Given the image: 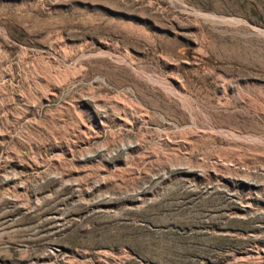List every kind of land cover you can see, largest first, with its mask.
Listing matches in <instances>:
<instances>
[{"label": "rangeland", "instance_id": "rangeland-1", "mask_svg": "<svg viewBox=\"0 0 264 264\" xmlns=\"http://www.w3.org/2000/svg\"><path fill=\"white\" fill-rule=\"evenodd\" d=\"M0 264H264V0H0Z\"/></svg>", "mask_w": 264, "mask_h": 264}]
</instances>
